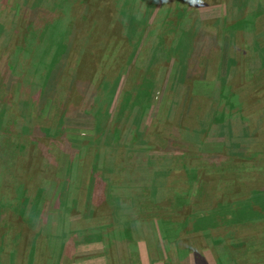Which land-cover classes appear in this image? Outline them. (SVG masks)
<instances>
[{"label":"rangeland","instance_id":"rangeland-1","mask_svg":"<svg viewBox=\"0 0 264 264\" xmlns=\"http://www.w3.org/2000/svg\"><path fill=\"white\" fill-rule=\"evenodd\" d=\"M34 1L0 0V264H264V209L257 206L264 201V54L255 47V34L264 45V0L244 2L249 15L258 12L248 17L247 42L231 20L219 29L233 12L232 0L170 2L186 26L188 19L201 22L187 26L193 40L187 64L197 66L193 77L164 58L172 54L173 35L163 26L153 29L165 2L158 0L148 12L145 32L138 35L136 28L126 35H138V46L130 51L117 38L111 44L114 65L104 62L100 68L114 92L93 87L100 99L94 104V111L100 110L96 120L75 113L80 106L94 115L87 109L86 88L76 97L79 85L72 88L70 75L89 32L83 15L91 4L46 0L34 8ZM91 1L100 22L106 4L115 11L112 20L122 11L131 17L138 10L135 0ZM60 3L67 9H59ZM73 24L74 60L63 69L53 98L43 97L52 77L45 78L36 46L44 28L48 40L63 28L61 33L71 35L68 25ZM162 34L166 44L157 41ZM109 35V30L99 35L101 48ZM58 37L64 38L55 41ZM133 48L137 54L128 60ZM160 48L163 62L149 70V104L133 123V110L120 100L129 70L136 65L143 71L142 58L152 52L161 56ZM49 51L48 45L42 51L46 61ZM220 78L227 80V95L237 99L235 108L229 100L226 104L227 95L217 106ZM222 113L223 120L214 125ZM95 138L100 141L94 143ZM192 167L188 181L181 180ZM117 172L124 176L113 181ZM171 191L184 193L181 205L175 196L167 200ZM244 205L257 210L231 214ZM187 207L192 212L186 219H195L181 226ZM31 219L33 228L27 225Z\"/></svg>","mask_w":264,"mask_h":264},{"label":"trees","instance_id":"trees-1","mask_svg":"<svg viewBox=\"0 0 264 264\" xmlns=\"http://www.w3.org/2000/svg\"><path fill=\"white\" fill-rule=\"evenodd\" d=\"M136 1V5H137V12L134 14V16H127V13L125 11H122L120 14L119 20L118 18L115 20H112V14L115 12H113L111 10V7L109 6V4L104 5V12L103 14H106L105 19H101V22L99 20L96 19V5L94 4L95 1H91V0H87L86 1H82L83 5H85L86 3L91 4V6L89 8H87L88 10H84V12L87 15H83L84 19H83V24H87V28L89 30V32L87 33V35H85V42L83 43V48L80 51L81 53L79 54V58L77 60V63L75 65V67L73 68V73H71V77H72V88H75V85L78 84V90L75 93L76 97H78L80 90L82 88H86V97L87 100L89 102V106H87L88 110H93L90 112H93L94 115H90L87 111H83L80 109V106H75L74 107V111L75 113H77L79 116H87V117H93V120H96V115L98 114L100 116V113L98 110L97 112H95V108H94V104H97V102H99V94L94 91L96 87L97 90H100V88L102 87V90L105 93H108L109 95H112L114 92V85L111 87L110 83L106 80H104V77L101 74L102 69L100 68L101 65H104V62H111L114 65V55L109 54V48L111 46V44L113 43V41L117 38V40H119V43H124L127 47V49L129 50L130 47H136L139 45V36L141 33L145 32L144 30L146 29L147 26H149L148 24V12L150 10L151 7H153L154 4H156V2L158 0H135ZM172 0H165L164 4L161 6L159 13L157 15V19L155 21V27L153 28L154 30H158L159 26H163L162 29L168 31L171 35H173V39L172 42L170 44V42L168 43V45L171 47L170 50L172 51V54L169 55L168 57H164L162 55H164L162 48H160V52H161V56H158L157 53L154 54L149 53L144 59L142 58L145 63H141L139 67L143 68V71H136L135 67L136 65H132L129 72L132 74L130 76L128 80V82H130L128 84L127 87L124 88L123 92H122V97H121V101L124 102L125 108L129 105L130 109L133 110V118L131 119L133 123L137 122V118L139 116V113L142 109V107H147V105L149 104V99L151 97V88L153 86V77H151V72L149 71L151 68H153V66L157 65V64H161L163 62V57L164 58H168V59H172L175 60L176 62L174 63L175 66H177L178 68V72L180 74L185 73L187 75V77H193L195 74H197V66H188L187 62H189V60L187 59L190 56V48L192 45V37H190V33L188 32V27H190L191 29H193L194 25L197 24H201L200 21H194L192 22V20L188 19L186 20L188 22L187 26L185 24V17H182V14L180 13V11H176L175 9L172 7L171 2ZM51 2V1H48ZM195 2V0H194ZM193 2V3H194ZM246 4V0H232V13L230 14V16L225 17V19L221 22V24L219 23V29H224L226 28V22H228V20H231V22H234L233 25H237L238 26V30L243 31L244 35V39L247 42V36H248V30L247 28L251 27V23H250V18L253 17L254 15L256 16L257 13L249 15L250 10L245 8V4ZM47 3L46 0H35L33 3L34 8L40 6L41 4H45ZM111 5V3H110ZM193 5V4H192ZM192 5L190 7H192ZM60 7L64 10L67 9V6L64 4H58V8L60 9ZM179 7V6H178ZM188 5V8L191 9ZM47 8V7H46ZM143 8V9H142ZM181 8V7H180ZM193 8V7H192ZM258 11H260V6L257 8ZM192 10V9H191ZM246 10V11H245ZM185 11V8H184ZM58 15L61 16L63 15L65 12L60 13L59 11ZM174 12V13H173ZM262 12H264V9L262 8ZM179 14V15H178ZM260 15H262L263 13L259 12ZM259 15V16H260ZM250 16V17H249ZM249 17V20H248ZM92 19V20H91ZM92 21V25L90 23V21ZM130 23V24H129ZM136 24V26H135ZM52 25V24H50ZM49 25V26H50ZM122 25L124 26V28L122 27ZM67 27V26H66ZM73 27H75V25H68V28L71 29V35H70V31H69V35H65L63 33H61L63 30H66V28H63V30H58L55 33V36L52 37V35L50 36V38L48 40H46V34L45 33V28H44V33H43V37H42V42H40L39 44H37L36 46V53H38V59L41 58V60H39L40 65H44L46 68V72L44 75L45 78L49 79L51 78L52 80L50 81V83L47 85V90L45 88V92L43 94V97L45 95L47 96H54L53 91L58 87V85L61 84V82L59 81V79L61 78L62 74H65V71L63 70L65 67L69 66L68 64H70V60L72 58V53H74L75 51V47L73 46V40H71V36H73ZM136 28L139 29V33L138 35L134 36V38H128L126 35H133L131 32L135 30L136 32ZM153 29L151 31H153ZM108 30L110 32V35L108 37V40L103 44V48H101L99 41H97L99 35L102 33L104 35H107ZM125 30V32H124ZM67 31L65 33H67ZM137 33V32H136ZM156 33V32H155ZM63 36L64 38L58 37L59 41H55V38L57 36ZM164 36L163 34L160 36V38H158L157 41H159L161 44H166L165 42V38L166 37H162ZM255 38H256V46L261 49V53L262 55L264 54V45H261L262 43L260 42V35H256L255 34ZM111 42V43H110ZM198 42V40H197ZM110 43V45H109ZM49 46L50 51L48 52V57L49 61H46L45 59V53L43 54L42 51L46 46ZM25 50L23 49V51H25V53H27L26 51L29 49L28 46V39L26 37V45H25ZM134 48L132 50L131 55L128 54L127 59L128 60H132V58L137 54V52L134 54ZM101 50V51H100ZM131 51V49H130ZM30 52V51H29ZM254 52H257L254 51ZM259 52V51H258ZM110 57V59H109ZM74 59H72L71 61H73ZM147 60V62H146ZM197 60L193 61V62H197ZM68 62V64H67ZM263 62V61H262ZM127 63V62H126ZM192 63V62H190ZM233 63V64H232ZM230 65H234L235 61L230 60L229 61ZM102 65V66H103ZM190 65V64H189ZM145 66V67H144ZM73 67V66H71ZM195 68V69H194ZM264 68V66L262 67ZM179 74V75H180ZM81 80H83L81 82ZM60 82V83H59ZM57 85V87H56ZM135 85H137V87H135ZM219 91L216 94L215 100L217 103V106L220 105V98L224 95H227L229 93L226 91V89H229L228 85H227V80L224 78H220L219 81ZM93 88V90H92ZM11 90H8V92ZM93 91V94L88 96V92L89 91ZM50 91H52L50 93ZM74 91V90H73ZM76 91V90H75ZM135 91V93L133 94V92ZM55 92V91H54ZM225 102L227 104L228 100L230 102V105L232 108H235L234 106L236 105L237 99L235 98V96H225L224 97ZM80 98L77 100V102H79ZM84 102L87 103V101L85 100V97L83 99ZM105 102H107V98L104 99ZM68 105L71 103L70 100H67ZM215 103V104H216ZM91 104V105H90ZM219 107V106H218ZM125 108H123V110H125ZM221 110H223L220 107ZM135 112V113H134ZM216 112V109H213L211 111V113ZM223 113L220 114L219 118L215 120V123H213L214 125L219 126V122H221L223 120ZM129 115L127 114V120H129ZM101 119H99V121H97V130L100 129L101 127ZM96 125V124H95ZM100 131V130H99ZM61 132V130L59 131ZM58 132V133H59ZM112 136L115 135H111L109 136L106 141H105V145L107 148H111L112 145ZM98 141H100V138H95L94 139V143H97ZM100 161V160H99ZM194 168L192 167L189 172H188V176L186 179H181L185 182L188 181V179L191 177L192 175V170ZM117 175H115V177H113V181H115V178L117 176L123 178V174L121 172H117ZM123 175V176H122ZM103 181H106V183H109L112 181V179H110L109 177H103ZM171 189H173L175 191V188H173V186H170ZM176 187V186H174ZM181 187V186H179ZM105 190L107 191V187L105 188ZM41 191V190H40ZM109 191H111V187L109 186ZM37 192V191H36ZM39 194H41V192H37ZM179 192H175L174 194H172V191L169 194V199L167 198V200H171L172 196H175V200L176 198L178 199L179 202H177L178 205H181L184 201V197L183 194ZM259 192H257L256 194H258ZM106 194V193H105ZM180 194V196H179ZM177 195L179 197H177ZM245 195H243L242 197H244ZM254 198V197H253ZM249 206V207H247ZM253 205H244L243 209H240V211L238 210H233L231 214H233L234 217H238L241 216L247 212H252V211H256L257 209H255L254 207H252ZM258 207H260L259 210L264 209V201L257 205ZM188 210L185 212V215L183 217H181V226H188L191 225V222L193 219V217H190V219H186L187 214L190 213V211L192 212V209L187 207ZM250 210H249V209ZM208 219H199V222H205ZM117 221V218H116ZM33 223L32 219L31 222L28 221L27 225L31 226V224ZM200 225H197V227H199ZM31 228H33L31 226ZM127 237L129 238V235L131 233V227H129V229L127 230ZM192 243V242H191ZM49 249L51 250V246H48ZM191 248V244L188 247V249ZM226 249H231L234 251V247L232 249L231 245H227L225 246Z\"/></svg>","mask_w":264,"mask_h":264}]
</instances>
